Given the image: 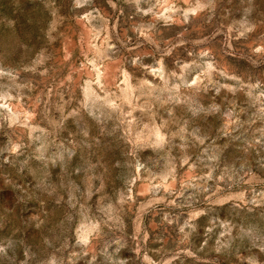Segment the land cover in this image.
Returning a JSON list of instances; mask_svg holds the SVG:
<instances>
[{
	"label": "clouds",
	"instance_id": "clouds-1",
	"mask_svg": "<svg viewBox=\"0 0 264 264\" xmlns=\"http://www.w3.org/2000/svg\"><path fill=\"white\" fill-rule=\"evenodd\" d=\"M0 264H264V0H0Z\"/></svg>",
	"mask_w": 264,
	"mask_h": 264
}]
</instances>
